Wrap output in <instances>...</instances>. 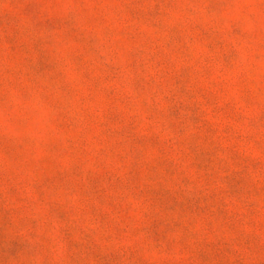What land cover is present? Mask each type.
Wrapping results in <instances>:
<instances>
[{
	"label": "rangeland",
	"instance_id": "374dc122",
	"mask_svg": "<svg viewBox=\"0 0 264 264\" xmlns=\"http://www.w3.org/2000/svg\"><path fill=\"white\" fill-rule=\"evenodd\" d=\"M0 264H264V0H0Z\"/></svg>",
	"mask_w": 264,
	"mask_h": 264
}]
</instances>
